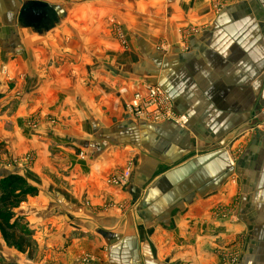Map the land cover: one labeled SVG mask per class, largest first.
<instances>
[{
  "label": "crops",
  "instance_id": "0c3cea01",
  "mask_svg": "<svg viewBox=\"0 0 264 264\" xmlns=\"http://www.w3.org/2000/svg\"><path fill=\"white\" fill-rule=\"evenodd\" d=\"M213 1L0 0V163L33 158L0 177L35 190L14 215L44 264H223L234 243L239 264H264V0ZM29 2L64 16L31 27ZM145 84L187 123L127 118Z\"/></svg>",
  "mask_w": 264,
  "mask_h": 264
},
{
  "label": "rangeland",
  "instance_id": "374dc122",
  "mask_svg": "<svg viewBox=\"0 0 264 264\" xmlns=\"http://www.w3.org/2000/svg\"><path fill=\"white\" fill-rule=\"evenodd\" d=\"M234 1L241 2L245 0H234ZM227 4H229V1L226 2V1L214 0L212 3V7H213V10L219 11L220 9L225 7ZM262 8L264 9V3L262 5ZM109 24H110V28H111V32L113 33V36L118 40V42H120L122 49H125L126 48L125 35L123 31H121V27L117 23H115L113 20H110ZM190 35L191 33L188 31L183 33V39H185L183 43L186 42V38H188ZM143 86L144 88L142 92L133 93L132 97L125 102L124 110H125V114L127 118H129L130 120H136V121L141 120L146 123H153V124L162 123V122H156V123L154 122L155 120L160 119L161 115H167L168 112L171 113L170 111V109L172 110L171 99L166 94H164L166 97L165 96L161 97L160 91L161 92L163 91L161 88L155 85L145 84ZM150 87L157 88L159 95H158V98L154 100L156 102L155 104L151 103V104H147L144 106V101L143 102L140 101V98H141L140 96H144L147 92V88H150ZM153 109H158V111L153 112ZM159 112H163V114L159 115L160 114ZM141 113L145 114L144 117L146 120H143L142 118L139 119ZM172 117L175 119V123H176V118H178L180 122L177 124H180L182 120L187 121L186 117L184 116H178V115L172 114ZM48 120H49V123H51L52 125H54L57 121L51 117ZM25 125L29 130H35L39 126L38 121H36L33 118L30 120L27 119L25 122ZM238 152H239V149H238ZM32 161H33V158L26 154L20 160L10 159L9 161H4V163H0L1 164L0 166H2L3 168L11 169L12 167L28 166L29 164H31ZM125 175L128 176V171L123 172L118 177L114 178L113 180H110V182L113 183L114 185L123 184V183L125 184L127 177L123 180V182H121V178L125 177ZM4 177L6 176L0 177V180ZM0 192H1V189H0ZM33 196H28V197H33ZM27 198L23 202H25ZM127 205L128 203L126 202L120 203V204H113L111 205V208L113 207V210L118 212L119 215L123 216L124 214L128 212V211L126 212ZM17 209L18 207L13 210L14 214H15V210L17 211ZM212 218L219 219V220H222L224 218V219H227V221L228 220L236 221L234 209L232 207H227L226 209V208H221L219 205H216L212 209ZM30 240H31V237H30ZM221 247L218 248V253L220 255V261L223 264H239L238 260L240 256L241 243L240 244L234 243L230 247H223V246ZM44 254H45V251H44V247L42 243H41V246H39V244L32 242V248H31L30 253L29 252L22 253V252H19L14 246L8 245L2 238H0V264H44V259H43ZM37 255L40 257V259L37 258ZM95 261L96 260L93 257L89 255L81 254L79 257L78 263L79 264H92Z\"/></svg>",
  "mask_w": 264,
  "mask_h": 264
},
{
  "label": "trees",
  "instance_id": "16d2710c",
  "mask_svg": "<svg viewBox=\"0 0 264 264\" xmlns=\"http://www.w3.org/2000/svg\"><path fill=\"white\" fill-rule=\"evenodd\" d=\"M0 189V238L19 252L30 253L31 233L20 218H15L13 210L33 196L35 190L23 178L12 174L0 180Z\"/></svg>",
  "mask_w": 264,
  "mask_h": 264
},
{
  "label": "water",
  "instance_id": "95a60500",
  "mask_svg": "<svg viewBox=\"0 0 264 264\" xmlns=\"http://www.w3.org/2000/svg\"><path fill=\"white\" fill-rule=\"evenodd\" d=\"M26 14L32 15L31 21L26 24L34 28H39V26H41L42 29L52 27L58 22L59 18L64 16V12L60 7L43 2H29L22 8L19 15L22 23L26 21L24 20V15Z\"/></svg>",
  "mask_w": 264,
  "mask_h": 264
},
{
  "label": "built area",
  "instance_id": "2783aa9c",
  "mask_svg": "<svg viewBox=\"0 0 264 264\" xmlns=\"http://www.w3.org/2000/svg\"><path fill=\"white\" fill-rule=\"evenodd\" d=\"M160 96L162 97H164L165 95H164V93L163 92H161L160 91ZM158 95H159V92H158V90H157V88H153V87H150V88H147V92H146V94L144 95V96H140L141 98H140V101L141 102H143L144 101V106L145 105H147V104H155L156 102L154 101V100H156L157 98H158ZM166 97V96H165ZM161 99H163V98H161ZM165 101H166V99H165ZM138 102H139V100H138ZM160 104V103H159ZM157 108V107H156ZM158 111V109H153V112H157ZM170 111H171V113L170 112H168V114L167 115H161V114H163V112H159L160 114L159 115H161V117H160V119H158V120H155V122L154 123H156V122H165V121H171V122H175V119L172 117V114H173V112H172V110L170 109ZM144 113H141L140 114V117H139V119H143V120H146L145 119V117H144ZM180 121L178 120V118H176V124L177 123H179ZM187 121L186 120H182V122L179 124V125H184L185 123H186ZM126 177H128L127 175H125V177H122L121 178V182H123V180L126 178ZM127 179V178H126Z\"/></svg>",
  "mask_w": 264,
  "mask_h": 264
}]
</instances>
